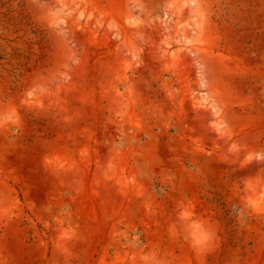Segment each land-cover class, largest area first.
<instances>
[{
  "label": "rangeland",
  "instance_id": "374dc122",
  "mask_svg": "<svg viewBox=\"0 0 264 264\" xmlns=\"http://www.w3.org/2000/svg\"><path fill=\"white\" fill-rule=\"evenodd\" d=\"M0 264H264V0H0Z\"/></svg>",
  "mask_w": 264,
  "mask_h": 264
}]
</instances>
